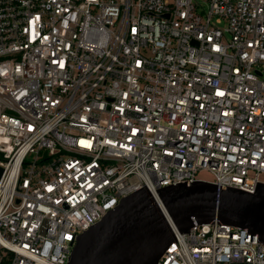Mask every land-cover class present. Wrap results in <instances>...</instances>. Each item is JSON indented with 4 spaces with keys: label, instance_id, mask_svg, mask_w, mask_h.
<instances>
[{
    "label": "built area",
    "instance_id": "built-area-1",
    "mask_svg": "<svg viewBox=\"0 0 264 264\" xmlns=\"http://www.w3.org/2000/svg\"><path fill=\"white\" fill-rule=\"evenodd\" d=\"M193 180L264 184V0H0V264H67L122 198ZM176 239L158 264H264L237 227Z\"/></svg>",
    "mask_w": 264,
    "mask_h": 264
},
{
    "label": "water",
    "instance_id": "water-1",
    "mask_svg": "<svg viewBox=\"0 0 264 264\" xmlns=\"http://www.w3.org/2000/svg\"><path fill=\"white\" fill-rule=\"evenodd\" d=\"M214 223L257 235L264 245V184L255 192L193 180L153 190L146 183L78 235L67 264H158L181 233Z\"/></svg>",
    "mask_w": 264,
    "mask_h": 264
},
{
    "label": "rangeland",
    "instance_id": "rangeland-1",
    "mask_svg": "<svg viewBox=\"0 0 264 264\" xmlns=\"http://www.w3.org/2000/svg\"><path fill=\"white\" fill-rule=\"evenodd\" d=\"M200 178H203L205 180H212V176L208 172H202V173H200Z\"/></svg>",
    "mask_w": 264,
    "mask_h": 264
}]
</instances>
